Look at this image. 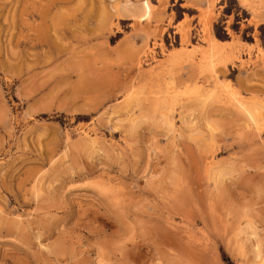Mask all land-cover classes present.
I'll use <instances>...</instances> for the list:
<instances>
[{
	"label": "rangeland",
	"instance_id": "1",
	"mask_svg": "<svg viewBox=\"0 0 264 264\" xmlns=\"http://www.w3.org/2000/svg\"><path fill=\"white\" fill-rule=\"evenodd\" d=\"M144 1L0 0V264H264V0Z\"/></svg>",
	"mask_w": 264,
	"mask_h": 264
},
{
	"label": "bare ground",
	"instance_id": "2",
	"mask_svg": "<svg viewBox=\"0 0 264 264\" xmlns=\"http://www.w3.org/2000/svg\"><path fill=\"white\" fill-rule=\"evenodd\" d=\"M258 1V0H257ZM260 3L261 2H259V6H260ZM255 4V3H254ZM262 5V4H261ZM257 6V5H256ZM261 7V6H260ZM142 8H143V10H144V14H148V12H149V10H150V8H151V6H150V2L148 1V0H145L144 2H143V4H142ZM253 8H254V6H253ZM258 9V8H257ZM216 43L215 42H212L211 44H209L208 46H209V49H210V51H211V53L213 52V50H217L216 48H218V47H216L217 45H215ZM220 49V48H219ZM219 49L217 50V51H219ZM209 51V52H210ZM215 51H214V53H215ZM206 62V61H205Z\"/></svg>",
	"mask_w": 264,
	"mask_h": 264
}]
</instances>
